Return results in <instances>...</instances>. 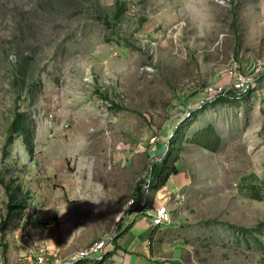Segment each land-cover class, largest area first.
Instances as JSON below:
<instances>
[{
	"label": "rangeland",
	"instance_id": "rangeland-1",
	"mask_svg": "<svg viewBox=\"0 0 264 264\" xmlns=\"http://www.w3.org/2000/svg\"><path fill=\"white\" fill-rule=\"evenodd\" d=\"M259 60L264 0H0V178L30 196L6 219L0 183V264H35L38 244L67 254L118 230L169 146L177 172L145 192L170 209L155 232L162 252L180 264H264ZM230 68L253 86L213 104L206 87ZM16 108L34 148L18 136L4 156ZM208 123L215 150L190 141Z\"/></svg>",
	"mask_w": 264,
	"mask_h": 264
},
{
	"label": "trees",
	"instance_id": "trees-1",
	"mask_svg": "<svg viewBox=\"0 0 264 264\" xmlns=\"http://www.w3.org/2000/svg\"><path fill=\"white\" fill-rule=\"evenodd\" d=\"M119 10L121 11L122 9L119 8ZM233 99V97L225 98L223 95H218L212 103L216 104L218 102L231 101ZM176 132L178 133L175 140L176 142L172 143V138H169V142L171 145L176 144L178 142L177 140L181 137L179 135L180 131L177 130ZM18 136L21 137L27 151L32 152L34 148V141L33 130L30 126V117L26 111L16 108L9 123L8 134L3 146L4 156L9 155L7 148ZM219 139V134L216 132L214 126L211 123H208L204 127L195 131L190 137L191 142L210 150L217 149ZM170 149L171 148L169 146L160 162L152 163L149 167L148 172L150 175V186L154 185L155 181H159L157 187L160 188L165 184L166 180L171 174L177 172L176 168L173 166V163L177 159V152H174V154L171 155ZM0 183L3 185L7 197L5 203V218L14 219L21 216L24 210L29 206V194L27 192L22 193L19 184L13 185L12 182H5L3 178H0ZM132 196L134 198V202L129 205L127 210L128 214H131L133 211H139L142 209L141 202L145 197V192L140 184L136 187V189L132 193ZM129 225L130 223H127L124 227H129ZM259 225L262 226L264 224L260 223ZM154 228L152 229V232L155 230ZM238 229L241 230V232L250 233V230L248 228L238 227ZM256 240L261 242L259 238H256Z\"/></svg>",
	"mask_w": 264,
	"mask_h": 264
},
{
	"label": "built area",
	"instance_id": "built-area-1",
	"mask_svg": "<svg viewBox=\"0 0 264 264\" xmlns=\"http://www.w3.org/2000/svg\"><path fill=\"white\" fill-rule=\"evenodd\" d=\"M262 71H264V60H259L254 64L253 74ZM253 80L255 79L251 74L230 68L228 71V80L224 83L217 81L213 82L206 87L205 91L216 95L225 94L229 92L228 89L235 92H244L253 86ZM143 177L140 185L144 192H146L150 186L149 172L146 177ZM133 202L134 198L131 196L128 200V206ZM141 205V210L133 211L131 214L143 213L152 226H162L172 221L169 207L166 204H159L154 207L149 206L146 193ZM124 226L125 224L123 227ZM121 228L122 227L118 230L110 231V233L104 234L98 240L90 242L67 254H63L57 249H51L44 244H38L33 250L34 262L35 264H81L83 259L102 258L106 253V249L112 248L114 245L116 236Z\"/></svg>",
	"mask_w": 264,
	"mask_h": 264
},
{
	"label": "crops",
	"instance_id": "crops-1",
	"mask_svg": "<svg viewBox=\"0 0 264 264\" xmlns=\"http://www.w3.org/2000/svg\"><path fill=\"white\" fill-rule=\"evenodd\" d=\"M130 215L124 223H130L129 227L121 225L112 248H107L102 258L83 259L81 264H180L162 252L163 242L155 233L167 224L152 226L143 213Z\"/></svg>",
	"mask_w": 264,
	"mask_h": 264
},
{
	"label": "bare ground",
	"instance_id": "bare-ground-1",
	"mask_svg": "<svg viewBox=\"0 0 264 264\" xmlns=\"http://www.w3.org/2000/svg\"><path fill=\"white\" fill-rule=\"evenodd\" d=\"M90 201H91V200H85V199H84L83 202H84V203H87V202L89 203ZM84 207L87 208L86 205H85Z\"/></svg>",
	"mask_w": 264,
	"mask_h": 264
}]
</instances>
